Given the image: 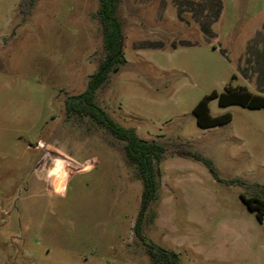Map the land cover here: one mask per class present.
<instances>
[{
  "label": "rangeland",
  "instance_id": "1",
  "mask_svg": "<svg viewBox=\"0 0 264 264\" xmlns=\"http://www.w3.org/2000/svg\"><path fill=\"white\" fill-rule=\"evenodd\" d=\"M21 1L0 0V264H151L123 142L64 105L105 53L99 0H35L27 15ZM117 16L126 61L95 101L167 149L142 235L177 264H264V215L242 199L264 200V107L213 98L231 119L209 127L193 112L212 90L264 94V0H119ZM56 159L63 192L44 178Z\"/></svg>",
  "mask_w": 264,
  "mask_h": 264
},
{
  "label": "trees",
  "instance_id": "2",
  "mask_svg": "<svg viewBox=\"0 0 264 264\" xmlns=\"http://www.w3.org/2000/svg\"><path fill=\"white\" fill-rule=\"evenodd\" d=\"M34 2L35 0H22L20 11L23 14L25 13L24 15L29 14ZM118 3L119 0H99L96 15L101 25L105 53L96 70L89 75L86 88L82 92L71 94L64 99L65 110L68 116L77 114L90 117L97 124L108 130L115 138L123 142L124 153L128 161L136 166L137 174L143 185L134 233L148 253L151 264H177V253L147 240L142 235L140 227V221L150 201L158 197V164L165 157L166 147L156 140H147L139 137L133 127L123 126L118 123L95 101L96 90L107 80L110 71L118 64H123L126 61L123 50L124 34L122 22L117 16ZM213 98H218V104L221 106L238 104L251 108L264 107V95L254 93L243 86L236 88L227 87L222 92L212 90L204 95L193 108L197 124L201 127L214 126L231 119L230 112L211 115L209 101ZM170 153L172 155L178 154L201 159L198 153L184 147L175 148ZM204 162L207 163L206 160ZM242 199L250 210L256 211L257 218L263 220L264 200L244 196Z\"/></svg>",
  "mask_w": 264,
  "mask_h": 264
},
{
  "label": "clouds",
  "instance_id": "3",
  "mask_svg": "<svg viewBox=\"0 0 264 264\" xmlns=\"http://www.w3.org/2000/svg\"><path fill=\"white\" fill-rule=\"evenodd\" d=\"M65 164V160L56 159L54 161V166L48 169L44 174L45 179L51 178L52 186L57 192H63L67 187L68 172ZM90 167L91 166L89 165L88 168H85L84 170L87 171Z\"/></svg>",
  "mask_w": 264,
  "mask_h": 264
},
{
  "label": "crops",
  "instance_id": "4",
  "mask_svg": "<svg viewBox=\"0 0 264 264\" xmlns=\"http://www.w3.org/2000/svg\"><path fill=\"white\" fill-rule=\"evenodd\" d=\"M254 93H256V92H254ZM259 94H261V93H259ZM264 95V94H263Z\"/></svg>",
  "mask_w": 264,
  "mask_h": 264
}]
</instances>
